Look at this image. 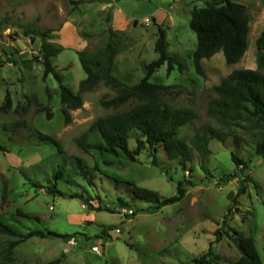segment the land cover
Returning <instances> with one entry per match:
<instances>
[{
    "label": "rangeland",
    "instance_id": "rangeland-1",
    "mask_svg": "<svg viewBox=\"0 0 264 264\" xmlns=\"http://www.w3.org/2000/svg\"><path fill=\"white\" fill-rule=\"evenodd\" d=\"M207 1L0 0V22L7 19L0 26V147L5 149L0 151V219L21 233L66 235L26 240L15 249L16 264L56 260L57 264H194L208 252L218 258L214 264H234L240 258L235 231L253 239L264 264V155H255L252 139L257 125L222 128L207 114L209 102L216 98L213 86L235 69L256 68L255 40L264 29V0H230L245 6L249 16L247 51L234 65H227L221 52L202 60L199 76L191 61L196 35L188 23L190 12ZM24 26L51 32L52 42L63 49L52 64L74 94L85 79L77 52L96 55L111 42L112 75L132 86L144 77L145 65L157 58L154 43L160 27L168 52L183 70L175 68L167 75L163 65L150 82L165 87L162 102L196 113L194 121L179 129L178 137L189 142L194 132L210 125L223 140H209L207 157L192 150L193 159L186 164L168 160L160 148L154 166L145 148L134 162L121 155L118 163L105 165L97 151L79 149L78 139L87 134L89 142L97 140L89 133L97 119L140 102L132 99L118 109H105L100 102L113 98L117 88L99 83L80 95L79 108L60 103L57 82L50 75L43 78L40 40L25 36ZM40 134L57 140L62 152L42 141ZM137 137V132L130 134V150L136 148ZM231 153L246 162L245 169L234 165ZM74 157L88 167L91 184L76 175ZM61 165L66 177L56 182L52 176ZM225 174L238 176L222 184L219 179ZM241 178L249 182L233 203ZM183 179L195 186L186 184L179 203L161 207L134 199L127 184L168 198ZM48 185H55L62 195L49 194ZM102 231L106 236L100 239Z\"/></svg>",
    "mask_w": 264,
    "mask_h": 264
},
{
    "label": "trees",
    "instance_id": "trees-1",
    "mask_svg": "<svg viewBox=\"0 0 264 264\" xmlns=\"http://www.w3.org/2000/svg\"><path fill=\"white\" fill-rule=\"evenodd\" d=\"M7 19L0 22V26ZM154 21V20H153ZM248 23L249 16L245 6L230 0H208L203 7L194 8L190 12L189 28L196 35V45L191 55L192 66L195 73L203 75L202 60H207L221 52L227 65H234L240 61L248 48ZM157 38L154 43V52L157 58L145 65L144 77L135 85L126 86L120 83L113 75L114 49L113 44L108 42L96 55H87L85 52H77L85 79L78 85V93L74 94L71 89L63 84V79L52 64L62 48L52 42L49 30L39 31L29 26L22 28V33L27 37H36L40 40V63L43 66V78L52 76L58 84L59 101L71 108L81 106V94L93 91L99 83L117 88V94L109 99L102 100L100 105L105 109H118L130 100L140 102L127 110L117 112L97 119L90 127L89 133L97 140L89 142L87 134L82 135L77 146L83 152L97 151L102 162L109 166L118 163V157L124 155L134 162L139 153L145 148L152 157L151 163L155 166L156 153L161 148L168 160H179L181 163H190L193 159L192 150L201 157L211 154L208 147L209 140L222 141V135L210 125H203L200 132H194L189 142L178 137L179 129L190 124L196 118V113L189 109H174L160 100V93L164 86L150 82V78L161 66H166V74L177 68L183 70V64L168 52L166 34L163 29L156 27ZM255 69H235L224 77L220 83L212 87L216 95L208 104L207 114L222 128L242 126V123L254 122L257 125L256 133L252 139L255 145V155H264V29L255 40ZM6 107H9V95L5 96ZM63 114L67 117L66 111ZM50 118V116H49ZM132 132H137L139 137L135 139L136 148L130 150L128 139ZM40 139L52 145L58 152H62L61 146L53 137L45 134L39 135ZM0 151H5L0 147ZM234 165L243 170L246 162L231 153ZM76 175L91 184V175L84 161L79 157L72 158ZM64 165L59 166L52 176L54 181L64 179ZM190 173V171H188ZM237 174H225L219 181L225 184ZM66 177V175H65ZM246 178H241L239 188L232 202L244 192ZM131 196L137 200L153 203L156 206H166L179 203L185 197L187 184L194 187L195 183L183 179L176 184L175 194L168 198L160 197L155 191L138 187L132 183ZM45 190L51 195L62 193L55 185H48ZM77 197V196H75ZM81 198V196H80ZM3 200L5 195L3 194ZM123 208H128L127 203L120 201ZM229 209L224 220L228 218ZM225 221H223L224 223ZM233 240L240 258L234 264H261L253 239L245 237L238 232H233ZM101 236H106L102 231ZM44 239L47 237L66 238L52 231L30 230L21 233L15 228L3 223L0 219V264H16L15 249L30 238ZM221 235L216 234V240ZM211 253L196 260L194 264H214ZM47 264H57L56 261Z\"/></svg>",
    "mask_w": 264,
    "mask_h": 264
}]
</instances>
